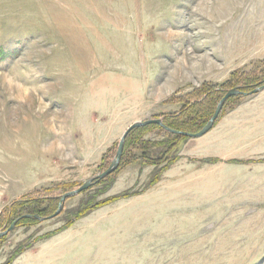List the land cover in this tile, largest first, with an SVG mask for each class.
Instances as JSON below:
<instances>
[{
	"label": "rangeland",
	"instance_id": "374dc122",
	"mask_svg": "<svg viewBox=\"0 0 264 264\" xmlns=\"http://www.w3.org/2000/svg\"><path fill=\"white\" fill-rule=\"evenodd\" d=\"M263 78L264 0H0V264H264V88L35 218Z\"/></svg>",
	"mask_w": 264,
	"mask_h": 264
},
{
	"label": "water",
	"instance_id": "95a60500",
	"mask_svg": "<svg viewBox=\"0 0 264 264\" xmlns=\"http://www.w3.org/2000/svg\"><path fill=\"white\" fill-rule=\"evenodd\" d=\"M263 88H264V78L262 79V81L256 83L254 85V87L251 90H249V91H243L239 87L231 88V89L227 90L224 93V95L221 97V99L219 100V102H218V104H217L212 116L208 119V121L204 124V126L199 131L194 132V133H189V132H186V131H179V130L171 129V128H169L168 126H166L163 123L161 118L147 119V120H144V121H138V122L132 123L131 125H129L126 128V130L124 131L123 135L121 136V138L119 140V143H118V147H117V151H116V155H115L114 159L110 162L109 166L102 173L96 175L93 178L87 179L81 185H79L76 189L63 193L60 196V198H59V203H58L57 209L50 216H48V217H39L38 215H35V218L40 219V220H44L46 218L53 217V216L57 215L61 211L63 202H64V200L67 197L76 195V194L86 190L87 188L90 187V185L93 183V181L100 180V179L106 177L107 175H109L110 173H112L119 165V162H120V159H121V156H122V150H123L125 137L128 134V132L130 130H132L133 128L146 126L148 124H158L163 129H165V130H167V131H169L171 133L184 135V136H187V137H190V138H196V137L202 136L203 134H205L206 132H208L212 128V126L214 124V121L216 120V118H217V116H218V114H219L224 102L228 98H230L232 96H245V95H248V94H253V93H256L257 91H259V90H261ZM30 216L31 215H25V217H30ZM18 220L19 219L14 220L5 230L0 231V237L6 235L10 230H12L14 228V226L16 225Z\"/></svg>",
	"mask_w": 264,
	"mask_h": 264
},
{
	"label": "trees",
	"instance_id": "16d2710c",
	"mask_svg": "<svg viewBox=\"0 0 264 264\" xmlns=\"http://www.w3.org/2000/svg\"><path fill=\"white\" fill-rule=\"evenodd\" d=\"M230 98H232V97H230ZM230 98H228V99H230ZM227 99V100H228ZM226 100V101H227ZM225 101V102H226ZM204 109H206L205 107H204ZM197 111V110H196ZM200 112H203V111H201V110H199V113ZM180 113H176V114H174V115H162V117H163V123L166 125V126H168L169 128H171V129H179V130H182L181 129V126L178 124V122L177 121H174L175 119L174 118H176L178 115H179ZM182 124V123H181ZM149 125H155V124H149ZM149 125H146V126H141V127H137V128H133L132 130H130L129 132H128V134L126 135V137H125V140L128 138V136H129V134H131L133 131H135L136 129H139V128H145V127H147V126H149ZM155 126H158V127H160L159 125H155ZM161 128V127H160ZM172 136H174V137H179V136H181V135H179V134H172ZM125 140H124V143H125ZM124 148V147H123ZM123 153V152H122ZM94 182H96V181H94ZM93 182V183H94ZM100 182V181H99ZM90 186H92V185H90ZM126 195V193L124 192V193H122V194H120V195H117L116 197H118V196H125ZM115 198V197H114ZM57 199H58V197H57ZM23 219H19L18 220V222L17 223H20L21 221H22Z\"/></svg>",
	"mask_w": 264,
	"mask_h": 264
},
{
	"label": "crops",
	"instance_id": "0c3cea01",
	"mask_svg": "<svg viewBox=\"0 0 264 264\" xmlns=\"http://www.w3.org/2000/svg\"><path fill=\"white\" fill-rule=\"evenodd\" d=\"M262 95H263V94H262ZM262 95H260V97H261ZM257 98H258V96H257L256 99L254 100V102H256ZM248 105H249V104H248ZM241 114H243V116L241 117L242 119L240 120V123L245 125V124L247 123V119H250V117H248V115H246L245 112H242V111H241Z\"/></svg>",
	"mask_w": 264,
	"mask_h": 264
}]
</instances>
